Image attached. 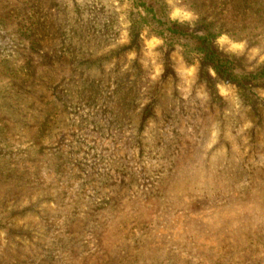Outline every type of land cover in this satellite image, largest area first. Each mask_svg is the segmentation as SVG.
<instances>
[{"label": "rangeland", "instance_id": "1", "mask_svg": "<svg viewBox=\"0 0 264 264\" xmlns=\"http://www.w3.org/2000/svg\"><path fill=\"white\" fill-rule=\"evenodd\" d=\"M155 1L263 66L264 0ZM137 11L0 0V264H264V77L218 79Z\"/></svg>", "mask_w": 264, "mask_h": 264}, {"label": "trees", "instance_id": "2", "mask_svg": "<svg viewBox=\"0 0 264 264\" xmlns=\"http://www.w3.org/2000/svg\"><path fill=\"white\" fill-rule=\"evenodd\" d=\"M131 7L138 10L137 28L146 30L157 37L163 39L168 47L179 46L184 43H179V40L187 44V52L196 57L199 62L208 67L212 73L218 78L229 83H234L243 88L252 86L250 79L264 77V64L254 75H245L237 73L232 62L227 57L221 55L214 48L212 39L214 35L205 33L200 30L181 28L175 25V22L169 21L163 17V9L155 0H129ZM163 17L164 21L161 20ZM203 24L205 21L200 19ZM185 32V33H184ZM178 38H181L178 40ZM189 40H191L189 42ZM188 42V43H187ZM251 82V83H250ZM257 83H253V86Z\"/></svg>", "mask_w": 264, "mask_h": 264}]
</instances>
